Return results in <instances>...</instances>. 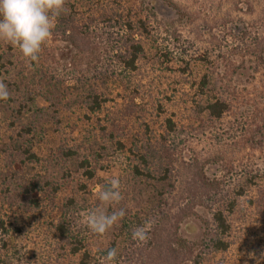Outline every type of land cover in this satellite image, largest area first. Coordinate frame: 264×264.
Listing matches in <instances>:
<instances>
[{"label": "rangeland", "instance_id": "1", "mask_svg": "<svg viewBox=\"0 0 264 264\" xmlns=\"http://www.w3.org/2000/svg\"><path fill=\"white\" fill-rule=\"evenodd\" d=\"M153 1L155 8L143 12L149 15L158 44L136 33L145 50L135 71L121 65L107 48L118 33H124L122 25L115 23L100 21L99 27H85L93 44L83 56L59 35L58 19L38 62L0 41V81L11 94L7 101L0 100V219L10 230L6 234L0 228V264H78L79 254L71 251L69 242L83 235L98 258L116 229L113 226L102 236L94 234L84 216L101 206L96 193L112 178H119L124 197L115 207L124 208L126 215L148 210L159 199L157 189L167 192L162 208L175 213L184 196L187 170L183 160L188 162L200 152L209 157L218 149L221 162L209 170L218 177L226 167L238 166L240 172L246 163L260 162L259 153L244 146L239 127L250 122L244 111L264 106V71H256L250 55L254 49L238 42L241 33H236L235 25L239 18H250L258 21L250 29L251 37L264 35V0H179L196 12L194 21L187 23L161 0ZM138 5V0H67L65 15L86 23L105 15L118 17V13L137 20L142 14ZM227 18L232 21L225 27L222 22ZM180 46L188 49L187 55L180 54ZM159 48L170 53L168 59ZM201 54L210 63L201 65L193 59ZM186 60L191 61L190 67L183 71ZM95 67L108 68L111 76L101 81ZM205 72L220 83H230L235 92L234 107L215 124L207 121L204 100L197 94V80ZM92 91L107 99L96 113L87 108ZM168 117L179 124L183 140L177 152L170 154L172 179L178 184L173 190L134 171L139 165L159 175L170 163L165 148H160ZM27 148L37 151L39 159H30ZM68 150L74 153L66 154ZM142 151L148 169L141 163ZM85 159L90 164L83 165ZM88 168L93 177L87 174ZM112 210L107 207L109 213ZM230 220L232 248L207 264H257L249 254L260 257L264 253V186L240 198ZM60 222L72 238L58 234ZM198 231L194 219L182 226L186 236ZM4 241H10L11 251L6 252Z\"/></svg>", "mask_w": 264, "mask_h": 264}, {"label": "trees", "instance_id": "2", "mask_svg": "<svg viewBox=\"0 0 264 264\" xmlns=\"http://www.w3.org/2000/svg\"><path fill=\"white\" fill-rule=\"evenodd\" d=\"M161 1L172 8L176 15L186 23L189 20L191 22L194 21L193 15L196 12L190 10L182 1ZM138 2L142 14L139 13L140 16L137 20L131 17L123 18L124 16L118 13V17L105 15L102 20L90 18L86 23L85 21L76 20L71 14L65 15V13H62L58 18V33L64 41L68 42L76 50L78 49V52L81 51L83 56V53L88 52L93 44L84 30L85 27L88 29L99 27L100 21L108 22L109 25H113L112 23L122 25L124 33H122V36L118 33L117 40L112 45H108L107 48L119 58L118 61L121 65L130 71H135L138 67L137 61L145 50L144 46L135 38L136 33L146 35L152 39L155 45L158 44V38L154 37L155 33L152 32L154 28L151 27L147 20L149 15L143 12L144 9L147 11L154 9V1L138 0ZM248 5L252 7L251 3H248ZM239 20L235 25L236 33L238 34L239 31L241 33L238 42H244L254 49L253 52H250L254 59V67L257 69L256 71L259 69L264 71V35L251 37L250 30L258 21L253 22L250 18H239ZM262 20L264 23V18ZM231 21L227 18L222 24L226 27ZM91 23L97 25H91ZM211 27L217 28V26ZM228 28L231 29L230 25ZM199 29L201 32V26ZM191 31H194L193 35H198L196 30L192 29ZM110 37L112 36L110 35ZM248 38H250V41ZM109 41L113 42V39L110 38ZM177 41L179 40L177 39ZM188 42L190 43L191 41L188 39ZM94 50L95 48L93 47ZM159 50L162 51L165 58H169L170 53L166 49L159 48ZM180 51V54L187 55L188 49L180 46ZM193 57L201 65L210 63L207 59L208 57L204 54ZM190 63V60L185 61L186 67L183 68V71L190 67ZM94 71L98 72L97 78L103 82L110 75H108L110 72L108 68L95 67ZM219 83L220 79H214L207 72L203 73L196 83L198 97L204 100L203 107L207 121L213 124L220 122L227 116L234 107L233 103H235V92L232 85L222 82L219 86ZM88 97L91 102L87 104V108L94 113L102 110L103 105L107 101L106 98L94 91ZM248 110L244 111V113L250 122H248L249 124L243 123L239 129H241L240 133L245 136L244 140L242 139L244 146H248L256 153H259L258 159L260 162H248L240 172H238V166L232 165V167L234 166L233 168L226 167L222 176L218 177L210 175L209 171L213 169L214 164L221 162V155H219L218 149H216L217 153L212 155L209 153V157L204 156L200 152L195 154L188 162L183 160V167L187 170L182 186L184 198L182 197V200L178 203L177 211L171 213V210L162 208V204L167 200V192L157 189L159 191L158 201L153 202L148 210L142 212V215L134 214L133 217L125 215L115 225L116 232L113 233L109 244L99 250L98 258L87 247L88 237L86 235H83V238H72L65 224L63 222L58 223L56 225L58 234L64 238H72L69 244L72 246L71 251L79 254L78 264H101L107 254V250L111 248H116L118 252L116 264H207L213 256L228 252L234 243L231 238L233 227L230 215L235 212L240 198L246 196L250 189L252 190L260 185L264 186V106H256ZM33 129L30 126L28 131L32 132ZM164 131L165 133L160 138V148H165L168 158L170 157L171 160L170 154H175L178 146L183 143L182 136H180L181 129L173 118L168 117L165 120ZM119 141V145L124 147V142ZM25 152L29 153L30 159H39L37 151L27 148ZM73 153V150L66 152L69 155ZM140 160L143 161L141 163L146 167L145 169H148L150 164L143 151L141 152ZM86 164H90L87 159L83 162V165ZM140 167L139 165L134 166L135 174L145 175L148 179L155 181L160 187L167 186L172 190L177 187V182L172 179V170L174 169L172 160L168 166L163 167L159 175H155L151 170H146L145 172ZM86 171L90 177L94 176V172L90 168ZM199 210H201L200 213ZM193 219L197 220L199 231L191 236H186L182 233V226ZM147 220L153 222L149 231V239L146 243H138L132 239V232ZM0 228L4 233H10L8 225L3 219H0ZM10 244V241H4L3 247L6 252L11 251Z\"/></svg>", "mask_w": 264, "mask_h": 264}, {"label": "clouds", "instance_id": "3", "mask_svg": "<svg viewBox=\"0 0 264 264\" xmlns=\"http://www.w3.org/2000/svg\"><path fill=\"white\" fill-rule=\"evenodd\" d=\"M66 4L67 0H0V41L18 48L29 61L38 62L43 46L53 36L57 19L67 11ZM10 95L8 86L0 81V100L7 101ZM96 195L101 206L86 213L84 223L92 233L102 236L126 215L124 208L115 207L124 199L119 178L110 179ZM108 206L113 208L111 213L107 211ZM152 223L147 220L136 227L132 239L146 243ZM117 255L116 248L107 250L101 264H116ZM249 258L256 259L260 264L264 253L257 257L252 252Z\"/></svg>", "mask_w": 264, "mask_h": 264}]
</instances>
